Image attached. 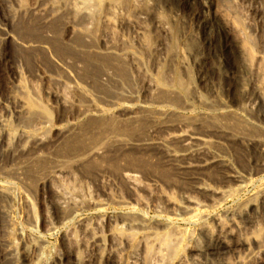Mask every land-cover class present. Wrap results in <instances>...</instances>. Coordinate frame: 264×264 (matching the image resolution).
Returning a JSON list of instances; mask_svg holds the SVG:
<instances>
[{
  "label": "bare ground",
  "instance_id": "6f19581e",
  "mask_svg": "<svg viewBox=\"0 0 264 264\" xmlns=\"http://www.w3.org/2000/svg\"><path fill=\"white\" fill-rule=\"evenodd\" d=\"M71 1L70 4H72ZM90 1L92 5L90 6L89 3L88 5L96 10H94L96 15L94 16L97 18L99 16V19L96 18V25L100 19L106 23L118 22L120 28L130 22V15L128 19V14L122 10L123 7H117V4L113 3L114 0H106L108 6L105 13L100 10V0ZM115 1L120 2L119 0ZM128 1L135 6L138 5L139 0ZM154 1L156 4L159 2L161 6L162 4L166 6L173 0ZM181 1L182 5L187 7V5H191L192 0ZM194 1L198 2L197 6L199 7L197 12H190L192 14L188 20L193 19V21H189L191 23L190 26L188 25L190 33L187 36L196 39L204 35L208 29V23H211L209 15L213 0ZM220 1L235 15H233L235 19L232 18L234 22L237 21L240 31L244 33L245 19L238 13L239 11H236L237 5L235 7L230 0ZM46 2V0H34L29 4H23L21 0H2L0 4V11L9 27L6 30L0 24V68L2 65L5 68L14 66L12 74L15 81L12 87L8 83L4 86L0 85V96L6 102L0 100V172L21 180L19 183H26L27 188H30L28 190H32L31 186H35L38 193L41 191L42 194H40L43 196L49 190L52 201L51 208L59 214L58 220L70 216L86 203L93 204L100 209L98 200L91 198L85 200L86 196L77 190L79 187L76 188L75 184L69 182L74 176L75 170L88 175L92 174L93 179H96L99 173L104 170L113 171L117 180L128 192L141 187L139 175L144 176V173L147 172L151 173L152 177L168 183L174 180L184 182L185 179L190 182V186L192 185L189 190L198 194L210 195L218 192L197 181L200 179L199 175L213 173L214 167L225 165L222 155L216 151L208 150L210 146H213L209 136L226 139L230 126L242 134L248 132L250 135L259 133L260 129L258 124L247 120L240 111L231 110L227 102H223L219 97L214 100L212 98L205 100L196 95L195 101L185 95L182 96L183 94L180 96L178 91L180 92L183 87L180 82L183 77L179 78L178 70L183 68L187 61L186 56H189L186 55L185 47L183 49L185 38L181 45L182 49L177 51L181 56L180 63L174 64L172 69L169 68L171 65L165 66L166 58L163 57L168 54L170 49L166 48L164 51L165 44L161 47L164 41L162 44L159 42L160 46L156 47L159 48V55L157 57L155 55L156 60H154L155 58L152 60L156 74L151 81L150 73L149 82L147 81L148 90L151 89L148 94L150 93L151 97L148 101L138 103L135 100L136 97L134 98L135 90H132L133 92L129 90L135 85V77L132 72L140 70L143 51L137 48L132 40L135 39L140 45L141 40L145 41L144 37H147V31L145 30L147 34L144 35L143 30L146 29V26L144 28L140 25L141 21L145 19L144 14L136 10L138 14L135 15L136 17L133 16L136 22L132 30L134 32L132 40L131 37L128 39L123 35L118 40H103L102 37H99L101 34L99 36L96 34L99 33L96 32L99 31L96 30L98 28H95L97 26H94L93 22V27L91 26L90 19L86 16L87 13L80 12L78 16L73 15L74 19L70 20L68 17L69 1L67 3V0H62L59 7H56L54 2L55 7L47 6ZM81 2L85 3V0H81ZM164 6L163 8H165ZM76 9L78 8L76 7ZM158 9L160 8L158 7ZM158 9L156 10L158 11ZM175 10H177L176 13L172 9L173 14H170L175 22H171V18H166L167 16L163 17L162 14H168L167 12L162 13V16L159 15L160 13L154 14L156 22L153 21V23L161 30V36H165L167 33L169 36L171 34L173 36L175 28L178 27L176 23L179 22V19L184 18L185 20L184 13L181 12L182 9ZM75 14L77 13L75 12ZM155 33L157 34L156 29ZM247 39L253 47L255 42L253 43L248 35ZM174 40L176 41L175 38ZM169 43L170 41H168ZM8 44H10L11 50L13 49V51L10 50L12 57L7 56L3 51ZM161 48L163 49L161 50ZM262 48L264 50V47ZM163 52L166 53L163 54ZM261 52L263 55H260V58L262 56L261 59L264 60V51ZM167 57L169 56L167 55ZM32 60L35 63L30 68L29 64ZM22 66H28V70H33L35 77L47 82L43 81L46 86L50 82L54 86L56 85L51 91L56 108L58 111L61 108L60 116L58 115L59 124L52 122L50 107L38 100L39 92L36 93L34 88L32 89L35 91H30L22 83ZM145 69H141V71H145ZM0 72L3 74L2 71ZM183 81L185 82V80ZM185 87L187 86L185 85ZM13 90L16 91L15 94ZM48 95H50V90ZM91 95L95 97L93 98ZM156 103L158 104L156 105ZM11 104L12 111L9 109ZM197 106L206 110L204 113L199 112L202 113L200 116L199 114L198 116H182L177 110L180 108L184 111L191 109L194 111ZM11 113L13 121L8 119ZM216 147L223 149V146ZM1 158H5V160L3 161ZM70 172H73L71 178ZM9 187L6 189H11V186ZM142 188L146 189L143 185ZM1 194L4 199L8 200L7 205L0 208V215L6 223L4 229L7 230L8 226L16 225L15 220L12 221V217L10 218L15 205L26 206L28 212H31L33 208L29 200L30 197L22 190L15 193L0 190ZM219 194L225 195L224 192ZM108 198L115 204L123 202L119 195L110 194ZM45 202L43 200L40 202V210L43 227L48 230L52 221L49 215L50 206ZM167 206L181 212L185 218H193L198 215L202 217L199 203L188 195L181 201H169ZM161 212L158 207L156 217L152 221L147 220L137 211L126 212L119 216L126 222V228L119 230L113 228L112 224L109 225L110 246L114 248L118 264H134L137 260L142 264H172V259L178 253V245L181 243L183 245L184 240H189V242L195 240L196 236L193 233L188 238L175 234L171 227L169 228L171 218L162 216ZM103 216L105 217V214ZM109 221L113 222V220ZM205 227L201 229L208 232V228ZM129 231H134L135 235L131 237ZM209 237L215 243L201 246L202 248L188 244V257L185 259L176 257L177 264H217L218 261L208 257L207 253L215 255L218 253L215 245L224 246L222 232L219 231L215 237L213 235ZM21 240L23 241L21 246L23 264H33L32 258L39 250L40 242L38 244V241H32L34 239L31 240L29 237ZM94 240L102 243L101 236L96 235ZM3 242L5 250L4 253L2 252L3 256L12 255L15 252L12 238ZM138 245H142L144 253L142 256L135 250ZM249 254L252 258L260 259L258 252ZM1 258L3 257L1 256Z\"/></svg>",
  "mask_w": 264,
  "mask_h": 264
},
{
  "label": "rangeland",
  "instance_id": "374dc122",
  "mask_svg": "<svg viewBox=\"0 0 264 264\" xmlns=\"http://www.w3.org/2000/svg\"><path fill=\"white\" fill-rule=\"evenodd\" d=\"M21 1L23 4H29L34 0ZM46 1L47 2L45 4H47V6H54L55 4L56 7H59L60 2H62V0ZM70 1L71 0H67L68 7L70 6L68 9L69 19H74L75 16L73 17V15L78 16L80 12H84L85 14L87 13L86 16L89 17L91 26L93 27V23L94 26H97L95 28H98L96 30L99 31L96 32L99 33L96 34L98 36L101 34L99 37H102L103 40H118L122 35L128 39L131 37L130 39L132 40L134 35L132 30L136 22L134 21L133 16L137 15L139 11V13L142 12V14H144L143 17L145 19L141 21L142 24L140 25L144 28L146 26V29L143 30L144 35L148 33L147 37H144V39L146 38L145 41L142 39V42L141 40L140 45L142 47L135 39L132 40L133 43L135 42V46L143 51L140 70H134V72H132L135 77V85L133 84V88L129 86L131 87L129 91L135 90L132 92L134 93V98L136 97L135 100L138 103L148 101L150 99L149 97H151L149 96L151 94H148V91L151 90H148L149 86L147 87L149 82L148 78L151 73L150 80L152 81L156 74V69L153 66L154 61L152 60L154 58V60H156L157 55H159V48H156L160 46L159 42L162 44V41H164L161 46L163 47L165 44L164 51H166V48L170 49L168 54L163 57L164 59L166 58L165 64H167L165 66L171 65L172 67H169L171 69L174 64L180 63L181 56L178 52L180 51L179 49H182L181 45L184 43L183 49L185 47L184 50H186V55L188 54L189 56H186L187 59L185 57L188 65L185 63V67L183 66V68L178 70L179 78L181 79V77H183L180 80L183 87L180 92L178 91L180 96L183 94L182 96L185 95L193 100L196 99V95L201 96L205 100H209L211 98L214 100L219 97L223 100V102H227V105L230 106L231 110L240 111L247 120L258 124V128L260 129L259 131L263 134L260 132H256L255 134L253 133L251 135L248 132L242 134V132L230 126L226 139L217 138L212 135L209 136L213 142V146H210L212 148L209 147L208 150L216 151L222 155L225 165L223 164L221 167L217 165V167H214L215 171L213 173L199 175L200 179L197 181L199 184H203L212 190L218 191L219 193L224 192L225 195H220L218 192L210 195H202L191 192L189 188L192 185L190 186V182L185 179L184 182L174 180L168 183L159 178L152 177V174L148 172L144 173V176L139 175L141 187L134 190L132 189L128 192L123 184L117 180L115 172L113 171L104 170L99 173V176H97L96 179H93L94 177L92 174L88 175L75 170L76 172H74L73 176L75 180L72 177L73 172H70V178H72L69 182L75 184L76 188L79 187L77 190L86 196L85 200H88L87 198L98 200V206L100 209L93 206V204L86 203L79 210L61 220H58L59 214L57 211L51 208L52 201L49 190H47L43 196L41 195V191L38 193L35 186H31L32 190L34 189L33 191L28 190L30 188H27L28 185H26V183H24L25 185L22 184V182L19 183L21 180L12 177L14 179L13 180L10 176H6L5 173L0 172V190L10 191L11 193L22 190V192H25V194L30 197L29 198L27 196L31 201L30 203H32L31 206L33 208L31 212H28L26 206L19 204L15 205L16 208L14 207L11 211L10 218L12 217V221L15 220L14 222H16V225L12 227L8 226L10 231L9 229H4L6 228V223L0 215V237L3 239L2 240L0 238V243L2 244H0V264H23L21 256V246L23 241L21 239L25 237H29L31 240L34 239L32 241L35 242L38 241V244L40 242V248L32 258L33 264H118L113 251L114 248L110 246L109 225L112 224L113 228H118L119 230L126 228V222L121 220L119 216L122 213L134 211L139 212L144 215L147 220L149 219V221H152L156 217V209L158 207H160L162 211V216L171 218L169 228L171 227L175 234L184 238H188L191 233L196 236L195 240L190 242L189 240H184L183 245L182 243L178 245L179 248L177 249V256L175 255L174 258L172 256L173 259L171 258L173 261L172 264H177V258L179 257L183 259L188 257V244H193L196 248H200L201 246H206L209 243L210 245L215 243V241L211 240L209 236L213 235L215 237L219 231L222 232L224 246L218 244V246L215 245L218 250V253L215 255L207 253L208 257L218 261L217 264H264V249H262L264 246V60L261 59L262 56L260 58V55H263L261 51H264L262 48L264 47V0H230L233 2L235 7L237 5L238 9H236V11H239L238 13L245 19L246 29L244 33L240 31L237 21L234 22L233 18L235 19V15L227 9L226 5H223L220 0H213L212 9L209 15L211 23H208L207 31H205L201 38H196L197 40L190 38L189 35L187 36V34L190 33V31H188L190 30V22L193 21V19H188H190L192 13H195V11L197 12L199 7L197 6L198 2L194 0H192L190 2L191 5H187V7L182 5L181 0L170 1V4H166V6L163 4L161 6L159 2L156 4V1L154 0H139L138 5L135 6L128 3V0V2L126 0H119L121 3H117L114 0L113 3L117 4V7H123L122 10L128 14L127 17L130 15V24H126L129 26L125 25L124 27L123 25L122 27L124 29L121 27L122 30L118 27V22L106 23V21L104 22V20L101 21L100 19L98 24L101 28L98 24L96 25L95 21L99 19V16L98 18L95 17V9L90 7L92 5L90 0H85V3L81 2V0H72V4H70ZM101 1L102 0L99 2L101 3L100 10H103L102 12L105 13L107 11L108 3L106 0H103L104 2ZM1 2L2 0H0V4ZM50 2L51 4H49ZM178 3L181 6L177 5ZM157 5L160 9L156 7ZM75 6L78 9H76ZM163 6L165 8H163ZM133 7H135L134 11H132ZM167 8L168 10H166ZM174 8L182 9L181 12L182 14L184 13L185 20L187 21H185L184 18L179 19V22H177L178 20L176 21V24L180 29L178 27L175 28L173 36H171L172 34L169 36V33L165 36H161V30L154 24L156 22L155 15L160 13V16H167L166 18H171V22H175L172 17H170V14H173L171 12L172 9L175 13L177 12ZM156 9H158V11ZM136 10L139 11L137 12ZM74 11L77 14H75ZM89 12H92L91 15H89ZM151 12L153 13L151 14ZM164 12H167L168 14ZM99 13L101 14V11ZM91 18L93 19L92 21ZM0 24L1 27L3 26L6 30L9 29L1 11ZM136 25L138 24L136 23ZM194 28L196 29V27ZM155 29L157 34L155 33ZM145 30L147 33H145ZM179 30L181 31L177 33ZM158 32L160 34L159 36ZM247 35L253 43L255 42L253 47L250 42L248 43L249 39H247ZM183 39L185 40L184 42ZM168 41H170L169 44ZM162 49L163 48H161V50ZM10 50V44L6 45L3 49L7 56L12 57L10 52L13 51V49L11 51ZM165 53L166 52H163V54ZM167 55L169 57H167ZM10 59L8 60L10 61ZM193 62L195 63L193 64ZM30 63L29 67L32 68L35 62L32 60ZM2 67L4 66L2 65ZM13 67L14 66L11 68H0V71L3 72V74L0 72V85L4 86V84L7 85L8 83V85L12 87L15 84L12 74ZM21 68L22 83H24L30 91L36 90V93H40H38V100L41 102L43 101L50 107L51 120L53 123L55 122V124H57L59 122L58 117L60 116L61 108L59 111L58 108H56L54 103L55 101L54 99L52 100L53 97L51 91L54 90L56 85L54 86V84H51L50 82L52 86L50 84L46 86L47 82L43 80L46 82L45 83L35 77L33 70H28V66H22ZM141 69H145V71H141ZM183 80H185V82ZM185 85L187 87H185ZM59 86L60 85H58V87ZM49 90L51 96L48 95ZM186 90L189 91L187 92ZM15 92L16 91L13 90L14 94ZM94 93L96 94V92ZM91 97L94 98L95 96L91 95ZM0 100L6 103L1 96ZM157 104L158 103H156V105ZM11 108L12 104L11 107H9L12 111ZM177 110H179V114L182 116H198V114L200 116L204 113V111H206L201 106H197L194 111L192 109L184 111L180 110V108ZM69 112L68 114L72 111L70 113ZM12 115L13 114L11 113L8 116L10 121H13ZM216 146H223V149L217 148ZM207 154L209 155V152ZM1 159L3 161L5 160V158ZM142 185L145 186V190L142 188ZM9 186H11L12 190L6 189L10 188ZM110 194L121 196L123 202L121 204L113 203L108 198V195ZM187 195L193 197V199L199 203V210L201 211L200 215L202 217H199L198 215V220L196 216L193 218H185L181 212L173 210L167 206L169 201H181ZM42 200L43 202L46 201L45 203H48L50 206L49 215L52 225L48 230L44 229L42 223V213L40 210V202ZM7 201L8 200L4 199L1 194L0 208L7 205ZM102 212L104 213L102 214ZM104 214L105 217L103 216ZM109 220H113V222L110 223ZM202 227L208 228L207 230L209 231L207 232L205 229H201ZM3 229L5 232H9L5 233ZM129 233H131L129 234L131 237L135 235L134 231H129ZM96 235L102 237V243L94 240ZM11 238L14 241L13 244L15 252L10 256L4 255V257L2 254V252H5L3 249V241L6 242L7 239ZM135 248L141 256L144 254L142 245H138ZM250 252H258L260 259L252 258L249 254ZM1 256L3 258H1ZM12 256H14V263L12 261ZM134 264L142 263L137 260Z\"/></svg>",
  "mask_w": 264,
  "mask_h": 264
}]
</instances>
